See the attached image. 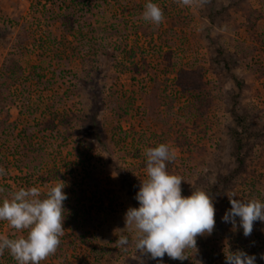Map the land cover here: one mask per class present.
Returning <instances> with one entry per match:
<instances>
[{
	"label": "rangeland",
	"instance_id": "obj_1",
	"mask_svg": "<svg viewBox=\"0 0 264 264\" xmlns=\"http://www.w3.org/2000/svg\"><path fill=\"white\" fill-rule=\"evenodd\" d=\"M147 2L0 0L2 195L65 182L64 235L40 264H158L124 217L146 149L166 143L182 195L209 192L216 226L195 256L163 264H225L237 249L264 264V223L245 237L221 219L226 193L264 202V0H152L158 27ZM0 235L27 230L0 221ZM0 264L17 261L5 250Z\"/></svg>",
	"mask_w": 264,
	"mask_h": 264
},
{
	"label": "clouds",
	"instance_id": "obj_2",
	"mask_svg": "<svg viewBox=\"0 0 264 264\" xmlns=\"http://www.w3.org/2000/svg\"><path fill=\"white\" fill-rule=\"evenodd\" d=\"M178 2L190 5L192 0ZM142 18L158 27L165 17L163 9L148 0ZM145 155L146 179L140 180L134 197L139 206L129 207L124 217L125 225L136 230L135 249L142 261L148 257L158 264H163L165 255L173 260L190 259L189 250L194 256L199 251L197 238L211 235L215 229L214 198L203 189L182 195L183 178L167 170V164L176 156L168 144L150 147ZM5 174L0 167V176ZM65 187V182L59 180L46 193L35 186L20 188L0 202V221H7L17 231L27 230L26 236L17 238L0 235V256L8 250L17 264H40L56 253L65 231L64 201L68 199ZM226 195L231 207L225 211L222 222L231 224L234 230L242 228L243 235L249 237L255 222L264 223V202L235 198V193ZM115 244L126 250L128 236L121 235ZM224 256L225 264H256L257 259L243 249L228 250ZM259 258L264 260V253Z\"/></svg>",
	"mask_w": 264,
	"mask_h": 264
},
{
	"label": "trees",
	"instance_id": "obj_3",
	"mask_svg": "<svg viewBox=\"0 0 264 264\" xmlns=\"http://www.w3.org/2000/svg\"><path fill=\"white\" fill-rule=\"evenodd\" d=\"M0 189H2V184L0 183ZM4 199L2 192H0V202H2Z\"/></svg>",
	"mask_w": 264,
	"mask_h": 264
}]
</instances>
